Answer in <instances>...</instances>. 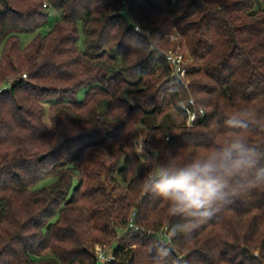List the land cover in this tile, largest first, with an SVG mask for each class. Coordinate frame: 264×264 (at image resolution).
Instances as JSON below:
<instances>
[{"label": "trees", "instance_id": "1", "mask_svg": "<svg viewBox=\"0 0 264 264\" xmlns=\"http://www.w3.org/2000/svg\"><path fill=\"white\" fill-rule=\"evenodd\" d=\"M0 46V264H264V191L189 237L138 183L231 136L237 110L264 151V0H0Z\"/></svg>", "mask_w": 264, "mask_h": 264}, {"label": "clouds", "instance_id": "2", "mask_svg": "<svg viewBox=\"0 0 264 264\" xmlns=\"http://www.w3.org/2000/svg\"><path fill=\"white\" fill-rule=\"evenodd\" d=\"M250 122L248 111L237 110L223 121L231 136L191 159L170 156L138 181L145 194L166 201L169 215L180 218L171 226L173 235L190 237L232 198L264 191V151L244 135Z\"/></svg>", "mask_w": 264, "mask_h": 264}, {"label": "built area", "instance_id": "3", "mask_svg": "<svg viewBox=\"0 0 264 264\" xmlns=\"http://www.w3.org/2000/svg\"><path fill=\"white\" fill-rule=\"evenodd\" d=\"M49 3L45 1L43 7L49 8ZM169 66L171 67L172 77L178 80L184 88H188V83L186 80V64L187 58L184 55L175 54L169 52L166 55ZM27 76L24 75V78ZM182 110L187 114V125L193 126V124L199 119L205 116V111L203 108L199 107L197 102L191 98L189 103H183L181 105ZM167 244V242H164ZM99 258L103 261L110 262L112 257H106L99 251Z\"/></svg>", "mask_w": 264, "mask_h": 264}, {"label": "rangeland", "instance_id": "4", "mask_svg": "<svg viewBox=\"0 0 264 264\" xmlns=\"http://www.w3.org/2000/svg\"><path fill=\"white\" fill-rule=\"evenodd\" d=\"M57 20H58L57 13L54 10H51L50 11L49 21H48V23L45 26H43L41 29H39L35 33L21 34L20 35L22 48L27 47L32 42V40L34 39L35 36H37V35H42V36L47 35L53 29V27H54V25H55ZM174 38H175V36H172V39H174ZM1 52H2V47L0 46V57H1ZM170 52H172V51H170ZM175 54H178V53L176 52ZM180 55H182V54H180ZM84 98H85V89L81 90L80 93L77 95V99L80 100V101H82ZM49 183H50L49 180L48 181H44V182H42L40 184V186H45V185H47ZM99 250H100V248H98V251ZM109 257H111V256H109Z\"/></svg>", "mask_w": 264, "mask_h": 264}, {"label": "water", "instance_id": "5", "mask_svg": "<svg viewBox=\"0 0 264 264\" xmlns=\"http://www.w3.org/2000/svg\"><path fill=\"white\" fill-rule=\"evenodd\" d=\"M46 157V155H43L39 158L40 161H42L44 158Z\"/></svg>", "mask_w": 264, "mask_h": 264}]
</instances>
